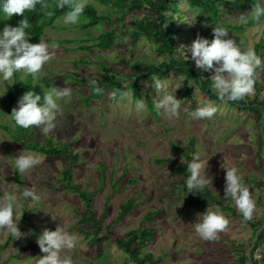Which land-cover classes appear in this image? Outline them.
<instances>
[{
	"label": "rangeland",
	"instance_id": "obj_1",
	"mask_svg": "<svg viewBox=\"0 0 264 264\" xmlns=\"http://www.w3.org/2000/svg\"><path fill=\"white\" fill-rule=\"evenodd\" d=\"M94 3L102 7L99 2ZM226 8L231 10L221 15L222 22L238 23V17L244 12ZM196 12L188 11L187 19L191 20ZM137 13L143 15L145 10ZM62 17H58L56 26L47 28L40 38L56 47L52 49V59L41 70L43 76L34 81L37 83L35 93L43 96L40 84L48 87L51 83L70 87L73 94L59 102L61 111L56 116V127L52 133L45 136L33 127L35 134L29 133L27 137L43 143L49 137L52 141L67 138L78 155L72 161L62 154L46 155L26 149L0 127V196L6 191L22 193L24 187H32L41 197L31 207H27V201L20 197L23 213L17 226L21 236L9 239V233L0 230V264H37L38 258L46 255L36 243L38 236L44 229L55 230L57 226L77 237L76 247L63 253L71 256L73 264H137L116 243L92 242L81 232L93 231L95 227L91 221H81L87 213L84 200L71 187H66L69 181L64 180L63 170L67 167L72 168L73 182L93 193L96 219L99 221L104 214L100 233H105L109 226L118 233L146 226L155 228L144 251L153 253L157 264H238V256L242 253L238 243H244L250 255L256 240L252 223L261 220L264 214V207L260 205L264 191L255 182L264 178L259 158H264V145L258 141L259 133H262L261 119L238 103L210 99L194 80L189 82L190 92L194 95L190 101L183 96V73L171 72L162 79L151 76L143 80V92L139 97L126 90L128 95L123 99L119 96L113 99L107 92L100 98L86 101L85 96L91 94L89 80H99L100 74L105 73V67L111 73L121 74L122 70H128L130 63L159 64L168 57L160 54L146 38H141L133 47L117 41L108 49H81L78 45L86 32L98 36L107 25L99 23L83 30L76 24H64ZM212 26V18L199 11L194 22L180 30V45L188 60L193 61L190 51L184 46H190L197 37L211 40ZM228 30L226 38L255 50V43L264 35V18L241 32ZM27 39L31 43L39 42L31 37ZM261 50L264 52V45ZM124 57L127 58L126 63L122 62ZM261 60L264 62V56ZM206 73L212 75L211 72ZM16 74L22 77L21 73ZM16 74L10 81H0V94L7 90L0 97V120L3 121L9 119L3 109V101ZM152 77L166 83L170 94L175 92V97L181 100L177 117L167 119L156 113L153 99L158 94L154 88L145 86V82L151 85ZM257 79L264 95V63L257 71ZM128 80V75L123 77V81ZM141 98L146 104L143 111L135 107L137 99ZM205 103L217 107L214 116L211 119L191 118L189 113ZM191 141L194 142L195 153L207 161L205 174L206 178H211L208 185L212 192L223 200L224 205L229 203L235 209L234 203L224 198L225 170L222 166L238 168L254 201L252 222L243 220L239 211L238 214L233 213L218 202L200 207L193 202V197L180 196L182 191L173 185V167L155 159L172 156L184 160L180 148ZM172 142L179 148L175 149ZM24 150L39 155L41 163L27 173L18 174L12 166L13 158ZM131 197L136 199L135 210L123 220L116 221L121 204ZM207 207L213 210L218 207L228 220L225 230L213 241L200 239L192 225L197 214L203 213ZM158 209L160 214L153 222L146 219L147 212ZM261 254L264 255V245L256 257L260 259Z\"/></svg>",
	"mask_w": 264,
	"mask_h": 264
},
{
	"label": "trees",
	"instance_id": "obj_2",
	"mask_svg": "<svg viewBox=\"0 0 264 264\" xmlns=\"http://www.w3.org/2000/svg\"><path fill=\"white\" fill-rule=\"evenodd\" d=\"M44 3L50 5L48 9L42 10L38 4L36 9L31 12H25V17L28 19L31 27L25 31L33 40L40 39L47 28H53L56 26L55 22L58 17L63 16L66 9H55L54 5L56 0H43ZM94 2H99L102 7L96 5ZM260 0H86V7L84 12L80 16L77 27L83 30H87L90 27H94L99 23H105L107 28L98 36H94L88 32L80 39L81 44L78 45L81 49H89L90 47H97L100 49L111 48L117 41L125 43L129 46H136L141 38H146L155 49L162 55L168 57V59H162L159 64L156 62L151 63H137L131 64L127 69L122 70V73H111L106 67L100 79L95 80L97 85L104 89L102 94H94L91 81L89 84L91 87V94L85 96L86 101H90L94 98H100L107 92L112 93L114 90H131L134 96H141L142 82L151 76H157L162 79L167 77L171 72L183 73L184 78V97H188L192 101L194 95L190 92L189 82L194 80L199 87L204 91L206 95L212 100H218L214 91L211 89L210 74L203 72L196 68L193 61L188 60L184 49L181 48L182 36L180 30L188 27L187 23L178 22L180 17L188 18V11H204L207 13L213 22V26L220 24L227 29L241 32L252 26L257 25L259 21L252 18L250 10L253 6L259 3ZM241 10L247 16L248 22L242 23H225L221 20V15L224 12H229L231 9ZM140 10H145L143 15H140ZM50 11L51 15H46L45 12ZM246 12V13H245ZM22 16L13 15L9 20L0 19V27L4 22L11 26H17ZM264 45V35L260 37L255 43V52L262 59L264 52L261 47ZM126 57V54H124ZM124 57V58H125ZM122 62H127V58L122 59ZM258 71V69H257ZM257 71L255 74V86L254 93L246 96L239 101H228L230 103H238L242 108L251 109L261 119L262 133H259V144L264 145V95L261 93V88L257 79ZM130 78L128 81H123V77ZM123 76V77H122ZM82 80V79H81ZM7 97L3 101V109L6 115H10L13 107L17 106L18 99L28 90H32L35 93L36 84L31 75L21 77L18 74L15 75L13 84L8 85ZM119 96V94L117 95ZM220 101V100H218ZM151 104V101H150ZM9 119L0 120V127L6 132L13 140L21 144L24 148L29 150L38 151L46 155H59L70 157L72 161L77 158L75 149L70 145L69 140L57 139L52 141L49 137L48 140L43 143L37 139L28 138V134H35L34 128L29 129L19 128L14 125ZM174 148H179L176 143L172 142ZM262 146L259 148L261 151ZM184 161L191 159L192 154L196 152L194 142L191 141L186 146L180 148ZM260 158L262 163L261 168L264 169V158ZM159 163H168L173 167V185L179 187L182 191L181 197H193V202L200 207H206L210 204L218 202L222 204V207L230 209L233 213H237V209L231 207L229 203H223V200L212 192V188L207 185L205 189L200 193L187 192L185 180L188 175L186 172V165L181 163V159L176 157L156 158ZM261 165V164H260ZM104 165H102L103 170ZM64 180H68L66 187H71L81 199L84 200V208L86 209L85 215L81 221H91L94 225L93 231H84L85 235L92 241L97 243H103L106 241H112L116 243L120 249H122L128 258L137 264H157V258L151 252H146L145 247L152 240L155 228L153 227H140L132 228L130 230L118 233L109 229L105 233H100V227L104 214L101 215L99 221L96 219L93 212L92 192L86 187L81 188L77 183L73 182L72 168L67 167L63 170ZM256 184L264 191V178L256 180ZM262 202L261 206L264 207V194L260 196ZM136 208V199L134 197L129 198L126 202L121 204V209L117 214L116 221L123 220L128 214H130ZM95 211V210H94ZM240 213V212H239ZM160 214V210L149 211L145 217L150 222H153L154 218ZM238 214V213H237ZM252 222L251 220H249ZM254 231L256 233V240L252 247L250 255L246 251L244 243H238V248L242 253L238 256V264H263L264 255L261 254V258L258 259L256 254L264 245V214L261 220L252 223ZM11 235L9 233V239ZM8 244V243H7ZM2 244H0L1 248ZM240 252V251H239ZM246 252V253H245Z\"/></svg>",
	"mask_w": 264,
	"mask_h": 264
},
{
	"label": "clouds",
	"instance_id": "obj_3",
	"mask_svg": "<svg viewBox=\"0 0 264 264\" xmlns=\"http://www.w3.org/2000/svg\"><path fill=\"white\" fill-rule=\"evenodd\" d=\"M38 4L42 10L51 7L43 0H0V19L9 20L13 15L23 17L17 26L5 24L0 30V81H10L16 73H21L22 77L31 75L34 81H38L43 76L41 71L43 66L53 57L52 49L56 47L55 44H50L44 39H38V43H31L27 39L30 36L25 30L31 25L24 14L35 10ZM54 7L66 9L62 17L64 24L75 25L84 12L86 0H56ZM198 13L199 11L191 20L180 17L177 21L191 24ZM45 14L52 13L48 11ZM251 16L257 21L264 17V0H260L252 7ZM238 22L246 24L248 16L241 14ZM228 34L229 30L226 27L216 24L212 26L211 40L197 37L190 46H184L190 51L196 68L212 73L209 79L210 87L221 102L239 101L251 95L254 92L256 71L264 63L253 49L242 47L233 39L226 38ZM151 80V85L145 82V86L154 88L158 94L153 99L156 113L167 119L177 117L181 109V100L175 97V92L170 94L166 83L154 77ZM40 87L43 96L32 90L26 91L7 116L16 127L24 129L35 127L43 135L48 136L56 127V116L61 111L59 102L70 98L73 93L70 87L55 86L51 83L48 87L40 84ZM91 87L94 94H102L104 91L95 80L91 81ZM6 91L0 94V97ZM118 94L121 99L128 95L126 90L120 89L114 90L110 96L116 99ZM135 107L143 111L146 104L142 98L137 99ZM216 112V106L205 103L189 115L193 119H211ZM40 163L39 155L24 150L13 158L12 166L18 174H23ZM181 163L186 165L188 173L185 180L188 194L202 192L211 182V178H206L205 174L207 161H204L199 153H193L190 160L181 159ZM222 168L225 170L224 198L234 203L243 220H251L255 206L249 187L237 167L222 166ZM21 196L27 201L25 204L27 207L37 204L41 199L32 187H24L22 193H17L15 190L6 191L0 196V230L10 233L13 239L21 236L17 226L23 213L20 205ZM227 224L228 220L218 207L215 210L207 207L203 213L197 214L196 222L192 223L194 233L205 241L216 240ZM36 243L41 252L46 254L38 258L37 264H73L71 256L63 253L76 247L77 237L74 233L60 226L55 230L44 229Z\"/></svg>",
	"mask_w": 264,
	"mask_h": 264
},
{
	"label": "water",
	"instance_id": "obj_4",
	"mask_svg": "<svg viewBox=\"0 0 264 264\" xmlns=\"http://www.w3.org/2000/svg\"><path fill=\"white\" fill-rule=\"evenodd\" d=\"M253 246H254V244H253Z\"/></svg>",
	"mask_w": 264,
	"mask_h": 264
}]
</instances>
